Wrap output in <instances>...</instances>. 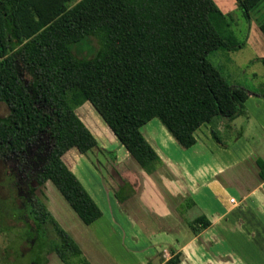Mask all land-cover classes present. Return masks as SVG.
<instances>
[{
	"label": "trees",
	"instance_id": "trees-1",
	"mask_svg": "<svg viewBox=\"0 0 264 264\" xmlns=\"http://www.w3.org/2000/svg\"><path fill=\"white\" fill-rule=\"evenodd\" d=\"M263 1L237 3L251 19ZM231 24L215 0H0V102L9 107L0 115V155L6 159L29 150L30 156L31 147L46 137L30 156L39 167L35 178L40 184L52 181L89 225L103 210L63 160L72 148L87 154L98 145L77 113L84 102L148 173L163 163L141 130L154 118L184 148L196 144L195 132L206 123L220 145L230 146L224 138L231 122L247 113L250 94L231 84L209 55L244 47ZM260 28L264 32V20ZM87 40L94 54L81 47ZM258 59L264 63V57ZM220 119L227 121L226 132L218 127ZM258 163L264 179V160ZM117 197L126 199L121 191ZM29 216L37 224L36 230L29 228V238H50L45 253L55 251L67 264H89L40 200ZM190 225L197 232L211 222L200 216ZM179 262L177 254L169 263Z\"/></svg>",
	"mask_w": 264,
	"mask_h": 264
},
{
	"label": "crops",
	"instance_id": "crops-1",
	"mask_svg": "<svg viewBox=\"0 0 264 264\" xmlns=\"http://www.w3.org/2000/svg\"><path fill=\"white\" fill-rule=\"evenodd\" d=\"M216 3L226 14L238 5L237 0ZM252 21L244 46L253 47L256 60L264 57V32L257 21ZM248 91L246 115L231 122L236 127L241 117H246L247 125L228 147L214 139L209 123L195 132L197 142L190 148L182 147L158 118L146 123L141 130L163 163L148 173L129 152L117 159L114 169L122 174L120 191L126 196L124 201L112 198L104 178L98 186V180L95 184L84 177L83 167L93 170L85 154L78 149L77 153L76 148L65 153L63 160L84 180L82 183L100 207L103 208L100 198L104 195H108L110 204L113 200L115 203L88 227H94L101 219L109 220L113 230L120 231V248H99L105 243L96 238L95 230L85 232V237L75 233L80 239L73 237L89 264H170L177 254L178 264H264V179L258 163L263 152L247 135L254 124L264 133V93ZM226 125L225 120L218 122L222 132H226ZM116 207L120 210L118 215ZM51 211L70 234L77 231L79 224L71 222L66 211H58L66 222ZM200 216H206L211 225L195 232L190 224ZM151 229L155 231L147 237ZM43 264L67 263L54 251L46 253Z\"/></svg>",
	"mask_w": 264,
	"mask_h": 264
},
{
	"label": "rangeland",
	"instance_id": "rangeland-1",
	"mask_svg": "<svg viewBox=\"0 0 264 264\" xmlns=\"http://www.w3.org/2000/svg\"><path fill=\"white\" fill-rule=\"evenodd\" d=\"M216 1L220 2V0ZM72 4H74V2H72L71 5ZM229 18L232 23L230 28L237 37V40L239 42L245 43L247 38V31L250 29V25L253 22L252 19L254 21H257L259 25L264 20V1L261 3V5H259L258 8L251 11V19H248L246 17L244 10L239 6V4L237 5V8L233 9L232 13L229 14ZM91 43L95 47H99V42L96 38H92ZM76 47L79 46H74L75 49ZM81 47H85L89 51L92 48L88 46V40ZM252 48L244 46L241 49L232 51H227L224 49L216 50L210 53L209 60L223 73V75L231 84L241 85L248 90L264 93V63L259 59L254 60L255 51ZM93 52V50L90 51V53ZM83 53L86 54L87 52L84 51ZM21 76L28 83L29 75L25 70H21ZM77 109L78 113L81 115V118L90 126L91 130L98 140V145L93 150L84 155V158H86V162H89L91 164L93 170H84L85 167H83L81 173L83 171L84 177L90 178L89 181L94 180L95 184H97L98 180V186L99 180H103L102 178H104L107 189L111 190L112 192L110 194L112 198H118L117 192H114L121 190L122 174L120 171H115L114 168L117 163V159L124 158L125 152L128 151L116 139L114 132L104 125L103 119L101 118L97 110L92 105H90L88 101L84 102ZM8 113L9 107L7 106V104H5L4 102H0V115H7ZM243 115H246V113ZM245 118L246 117H241L238 126H232L228 129L226 137L224 139H230L231 145L235 143L236 139L238 138L237 136L240 133L241 135L243 134L244 128L247 125ZM218 121H221V119ZM252 127L253 128L250 127V129H248L247 135L251 140H254V142H256V145L261 149L260 151L263 152L262 157L264 160V133L257 127V125L254 124ZM45 140L47 141L46 137L40 140V145L31 147L32 152L30 156H32L38 146L39 148H41V144ZM75 151L79 153L77 149H75ZM73 153L74 152L71 153V156H73L72 158H75ZM30 156L29 150L27 155L24 154L23 156H14L6 159H4L0 155V201L5 199L9 200V197H12L14 195L16 196L17 194L15 187L16 185H14L17 180V171L15 169L17 167V164L18 171L20 173H22V171L26 172V170H28V166L29 175L32 172L35 173V170L33 169L34 163L33 160H31ZM90 167L89 169H91ZM10 185H14V189L11 188ZM37 188L40 199L43 202H47L51 210L53 209L57 213V215L58 211L63 214L64 211H66L67 217L70 218L71 222L79 224L76 227L77 231H75L74 233L71 232V235H73V237H76L77 239L79 238L76 235L77 232L81 233V235L85 237V232L95 230L96 238L105 243L99 246V248L102 247L103 249L109 248L113 250H117L118 248H120L121 245L117 244V240L118 238H120V231L117 229L115 232L111 223H109V220L101 219L98 221V223H96V225H94V227H88V225H86L80 219L78 214L74 211L67 200L64 199V197L61 195L60 191L52 181L49 180L43 185H37ZM109 200L110 199L108 195L106 197L104 195V198L101 196L100 201H102L101 205L103 208L101 209L103 210V212L106 210L105 212L107 213V208H109L111 205H115L114 200L112 204H110ZM7 204L8 203L5 202L3 204L0 203V218L2 220L3 229L5 227L7 228V226L9 227V229L21 228L20 221H17L15 217L7 218V214L9 213L8 211L12 210L10 208L12 205L11 203H9V207L4 208L5 206H7ZM116 210L119 209L116 207ZM116 214H120V210L116 212ZM58 216L62 222H66L61 218L60 215ZM108 219H110V215H108ZM48 226L50 235L52 237H56V233L53 227L51 225ZM153 231L155 230H149L148 233H146V236H150ZM16 236V232H12L10 230H5V232L0 233V264H42L46 257L45 252L47 251V247H49L50 238L40 236L38 238V241L37 239L33 241V248L30 249L31 239H29V242L24 241L23 243H20L21 245L13 246V240ZM81 241L84 242L82 239ZM23 252L27 253L23 254Z\"/></svg>",
	"mask_w": 264,
	"mask_h": 264
},
{
	"label": "flooded vegetation",
	"instance_id": "flooded-vegetation-1",
	"mask_svg": "<svg viewBox=\"0 0 264 264\" xmlns=\"http://www.w3.org/2000/svg\"><path fill=\"white\" fill-rule=\"evenodd\" d=\"M34 154L35 153H33V155ZM44 156H46V155H44ZM37 160L40 161V164H42V165L44 164L43 160L40 157H38ZM38 168H39L38 166H35L33 169L38 170ZM15 169L17 171V173H16L17 180H16V183L14 185H16L15 187H16L17 194H16V196L14 195L12 197H9V200L8 199L1 200L0 203H2V204L4 202L8 203L7 206H5L4 208L9 207V205H10L9 203L12 204L10 207L12 210L8 211L9 213L7 214V216H8L7 218L15 217L17 221H20L21 228L9 229V227L7 226V228L5 227L3 229L2 220L0 218V233L5 232V230H7V231L10 230L12 232L15 231L17 236L13 240L14 241L13 246L21 245L20 243H23L24 241L29 242V239H31V241H30L31 242L30 243V245H31L30 249H31V248H33V244H34L33 241L36 240L37 237L29 238V228L36 230L37 224L29 216V211H31L35 208L36 202L38 200H40L43 204H45L46 207L50 211H51V209H50V206L47 204V202H43L40 199V195L38 193L37 185H43L44 183L40 184L37 181V179L35 178V175H36L35 173L32 172L29 175V166L27 168L28 170H26V172L22 171V173H20L18 171V164H17V167ZM14 185H10V187L14 189ZM51 213H52V211H51ZM6 221H7V219H6ZM43 222H45V221H43ZM47 225H49V222H47ZM17 240L19 241V243ZM28 248H29V243H28ZM24 253H27V252H23V254Z\"/></svg>",
	"mask_w": 264,
	"mask_h": 264
},
{
	"label": "built area",
	"instance_id": "built-area-1",
	"mask_svg": "<svg viewBox=\"0 0 264 264\" xmlns=\"http://www.w3.org/2000/svg\"><path fill=\"white\" fill-rule=\"evenodd\" d=\"M233 201H235V199H233Z\"/></svg>",
	"mask_w": 264,
	"mask_h": 264
}]
</instances>
